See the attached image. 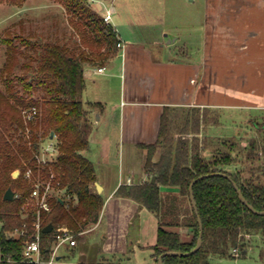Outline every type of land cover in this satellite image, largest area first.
I'll use <instances>...</instances> for the list:
<instances>
[{
	"label": "trees",
	"instance_id": "1",
	"mask_svg": "<svg viewBox=\"0 0 264 264\" xmlns=\"http://www.w3.org/2000/svg\"><path fill=\"white\" fill-rule=\"evenodd\" d=\"M6 1L22 0H0V3ZM57 1L81 20L80 43L47 40L38 44V53L33 57L36 64L32 82L23 87L29 99L19 96L12 82L19 46L9 33L0 34V46H6L8 57L0 76L5 84V89L0 87V264H34L24 259L23 249L25 241L35 232L37 216L30 212L23 217L22 208L38 181L52 186L48 199L51 211L41 212L43 225L53 224L52 231L41 234L45 258L49 257L55 228L68 227L79 242L83 230L98 221L104 205L103 196L92 186L96 181L95 164L83 153L90 146L94 129L90 112L103 105L84 102V70L88 64L108 63L117 55L120 40L115 27L104 21L89 0ZM28 65L31 67L32 63ZM36 89L38 98L33 97ZM33 108L36 114L31 117L22 112ZM209 111L196 110L190 116L164 112L157 141L143 145L147 150L144 169L150 178L142 183L121 185L117 191L118 195L139 202L158 218L152 254L157 263L163 254L177 252L181 254L164 255L163 264H212L213 255L234 257L231 254L234 247L240 253L246 252L250 243L246 234L264 238V134L245 140L200 136L201 125L220 123L219 114ZM51 134H54L56 153L47 163H40L41 145ZM16 170L20 172L15 177ZM27 170L32 171L31 178L26 177ZM154 175L156 180L152 182ZM205 175L193 185L197 214L190 198V186ZM231 180L248 204L243 202ZM161 186L177 187L179 196L162 195ZM8 188L14 191L12 200L4 199ZM61 191L69 199L61 196ZM185 202L188 208L183 207ZM198 216L203 232L201 246L194 253L183 255L197 245ZM169 225L190 227L193 235L190 240H183L179 233L167 229ZM22 229L24 234L14 235ZM261 255L264 256V248Z\"/></svg>",
	"mask_w": 264,
	"mask_h": 264
},
{
	"label": "crops",
	"instance_id": "2",
	"mask_svg": "<svg viewBox=\"0 0 264 264\" xmlns=\"http://www.w3.org/2000/svg\"><path fill=\"white\" fill-rule=\"evenodd\" d=\"M108 2L100 0L97 10L101 15L111 10V21L117 23L119 51L105 65L85 66L83 93L85 103L103 105L90 112L94 129L90 146L83 153L95 164L92 186L103 196L104 205L91 233L83 230V238L76 245H64L56 264H70L72 259V264L116 262L110 254L118 250L128 254L135 245L150 249L152 256L158 218L117 191L121 185L150 178L144 169L147 150L143 145L157 141L164 112L190 116L196 110L214 111L220 123L201 125L200 136L242 140L255 134H239L245 127H238V123L247 120V126L252 117L264 119V0H206L198 11L187 6L192 19L185 15L183 23L189 38L180 49L176 48L177 42H182L180 35L174 37L159 29L163 21L157 24L131 18L125 13L128 6L118 8ZM119 26L129 32L119 33ZM228 122L237 126L232 131L238 134L219 132ZM112 170L113 180L108 175ZM161 193L179 195V189L161 186ZM167 229L179 233L183 240L193 235L192 228L183 225H169ZM262 248L264 244L256 251L248 247L239 256L213 255L210 260L212 264H264ZM249 256L257 259L250 261Z\"/></svg>",
	"mask_w": 264,
	"mask_h": 264
},
{
	"label": "rangeland",
	"instance_id": "3",
	"mask_svg": "<svg viewBox=\"0 0 264 264\" xmlns=\"http://www.w3.org/2000/svg\"><path fill=\"white\" fill-rule=\"evenodd\" d=\"M99 1L100 0H89L94 9L99 7ZM108 3L118 8L128 6L129 9L125 13L134 19H146L153 23L156 22L157 24L163 21V26L159 29H165V32L169 31L171 34L175 35L174 37L180 35V40L182 42H177L176 44V48L180 49L184 44L183 41L189 38L185 34V32L189 30H187V27L185 28V24L183 23L184 19H186L184 18L185 15L188 20L192 19L190 16L191 12L187 11V6H194V9L198 11L200 7L205 6L206 0H109ZM193 12L194 11H192V13ZM111 22L112 26L117 25L115 20ZM80 24L82 23L77 15H73L66 9L65 5L57 0H22L0 3V34L5 35L9 33V35L13 37L14 42L19 46V52L12 69V82L15 85L14 87L19 90V96H23L26 99L30 97L25 94L23 87L25 83L32 82L31 79L34 74L33 66L36 64V60H34L33 57L38 53V44L51 40L77 45L80 43V37L78 35V25ZM119 28H121L119 33L126 34V31L129 32L127 27L119 26ZM23 40H27L30 43L27 44ZM194 51L193 48L192 52ZM7 59L6 46L1 45L0 76ZM29 63H32L31 67H29ZM3 78H0V87L5 89ZM38 96V89H36L33 97L38 98ZM28 110L29 109H23V114H28ZM253 118L254 117L251 118V124L247 123V126L244 125L247 120H244L243 123H238V127H245V131L243 132L242 130L239 134H264V119L253 120ZM245 119H247V117H245ZM236 127L235 124L232 125L231 122H228L224 127L219 129V132L221 134H238L232 131L236 129ZM48 142L49 139L41 145V147L47 150L45 157L47 162L55 155L53 150L48 149ZM15 172L20 171L16 170ZM108 175H110L113 180L114 171H108ZM93 190H96V188L93 187ZM172 195L179 196L178 194ZM183 207L188 208L187 202L183 204ZM95 225L96 224H91L87 226L85 234H90V231L94 229ZM150 233L151 227L149 223L147 228L148 240L151 238ZM263 241L264 238L262 236L253 235L248 247L256 251L261 248V244L264 243ZM109 257L116 261L117 264H158L152 258L150 249L136 245L134 246L133 252L125 254L122 250H118L110 254ZM252 259L253 258H250L249 260L252 261ZM74 260L75 259H72L70 264H72Z\"/></svg>",
	"mask_w": 264,
	"mask_h": 264
},
{
	"label": "built area",
	"instance_id": "4",
	"mask_svg": "<svg viewBox=\"0 0 264 264\" xmlns=\"http://www.w3.org/2000/svg\"><path fill=\"white\" fill-rule=\"evenodd\" d=\"M104 21L107 23H111L112 20V12L110 9L105 10L103 14ZM120 46V43L118 44ZM99 71H103V68H99ZM33 114H36V108H33L28 112V116L31 117ZM48 149L53 150L56 153L55 148V140L49 139L47 144ZM46 149L41 147L40 153L38 156V160L40 163H47L46 157ZM26 177H32V171L27 170ZM52 192L51 183L44 184L38 181L33 190L31 191L29 197L27 198L26 203L23 205L22 214L23 217H27L30 212L36 214L37 219L34 222L35 232L32 237L28 238L24 243L23 249V257L26 261L34 263V264H56L57 257L60 254L62 247L66 244L69 246L76 245L77 241L75 239V234L66 226H60L55 228L54 230V241L51 247L49 257L45 258L42 252L41 243H42V232L44 225L42 223L41 212H50L51 205L49 203V197ZM67 199H69V195H65ZM24 229L18 230L14 233V235L19 236L24 234ZM245 238L250 240L252 236L250 234H246ZM231 254L233 256H239L240 250L237 247L231 249Z\"/></svg>",
	"mask_w": 264,
	"mask_h": 264
},
{
	"label": "water",
	"instance_id": "5",
	"mask_svg": "<svg viewBox=\"0 0 264 264\" xmlns=\"http://www.w3.org/2000/svg\"><path fill=\"white\" fill-rule=\"evenodd\" d=\"M50 138L53 139V138H54V134H51V137H50ZM18 174H19V172H15V173H14V176H17ZM206 176H207V175H205V176H201V177L195 179V180L192 182L191 186H190V198H191V201H192L193 208H194V210H195V212H196L197 214H198V211H197V206H196V202H195L194 195H193V185H194V183H195L196 181H198L199 179L204 178V177H206ZM155 180H156V176H153V177H152V182H155ZM231 181H232L233 185L235 186V188H236V190H237L239 196H240L241 199L243 200V202H245L246 204H248V202H247L246 199L244 198V196H243L241 190L239 189V187L237 186V184H236L233 180H231ZM97 189H98V191L100 192V191H101V186L97 185ZM14 195H15V194H14V191L12 190V188H8V189L6 190V192H5V194H4V199H5V200H12V199L14 198ZM198 221H199V226H200V235H199V239H198L197 245L195 246V248H194L193 250H191L190 252L185 253V254H183V255H188V254L194 253V252L197 251V250L200 248V246H201L202 238H203V232H202V223H201V220H200V217H199V216H198ZM52 229H53V224H52V223H49V224H47L46 226H44V228H43V232L48 233V232L52 231ZM166 254H170V255H178V254H181V253H177V252H167V253H165V254H163L162 256L159 257V259H158V264H163V260H162V259H163L164 255H166Z\"/></svg>",
	"mask_w": 264,
	"mask_h": 264
}]
</instances>
